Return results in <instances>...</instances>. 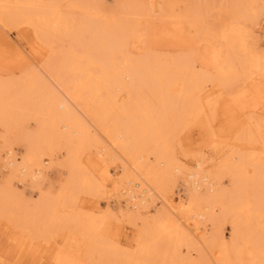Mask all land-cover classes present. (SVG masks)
<instances>
[{
  "label": "bare ground",
  "instance_id": "1",
  "mask_svg": "<svg viewBox=\"0 0 264 264\" xmlns=\"http://www.w3.org/2000/svg\"><path fill=\"white\" fill-rule=\"evenodd\" d=\"M150 2L171 9L176 5L172 0ZM103 3L0 0V28L22 26L20 31L29 26L37 39L52 47L44 67L0 75V127L4 131L0 137L8 145L0 217L15 220L23 231L15 237L11 252L30 258L31 263L44 256L47 262L53 257L58 264H82L78 255L82 252L88 261L97 254L100 264H175L183 246L200 253L194 239L198 236L217 249V264H264V117L245 115L234 121L226 134L231 137L228 149L215 150L217 161L200 154L191 161L192 167H186L173 144L196 122L211 131L218 108L229 107L221 87L241 75L264 79V56L247 44L248 35L237 20L255 13L252 1H206L202 6L208 14L203 23L172 10V17L203 35L205 45L194 50L200 53L197 64L177 56L159 67L148 59L133 58L141 50L145 30L139 26L140 18L150 13V6L143 0H115V7L107 9ZM178 36L184 41L182 32ZM9 51L0 61H8L15 69L24 67L23 55ZM251 87L252 95L262 89ZM69 102L89 112L132 168L134 182L126 179L122 182L126 186L115 185L124 199V216L136 228L131 241L106 238V222L95 215L98 203L85 207L77 199L78 192L100 191L97 181L81 173V154L86 148H96L97 139ZM251 104V112L264 114L254 99ZM31 121L37 125L34 130H29ZM13 139L27 143L20 160L10 147ZM61 148L66 151L61 166L68 170L69 193L65 186L57 193L43 194L29 207L12 182L25 181L40 191V179L55 164ZM121 169H126L123 163ZM116 173L115 168L107 171L104 184L111 183ZM179 174L183 190L173 191ZM224 176L231 183L229 191L220 186ZM152 204L154 209L161 208L147 218ZM120 205L118 201V209ZM219 219L231 224L229 239L221 230L207 236L206 222ZM77 235L80 246L71 254L66 243L77 241ZM49 244L55 253L46 250Z\"/></svg>",
  "mask_w": 264,
  "mask_h": 264
},
{
  "label": "rangeland",
  "instance_id": "2",
  "mask_svg": "<svg viewBox=\"0 0 264 264\" xmlns=\"http://www.w3.org/2000/svg\"><path fill=\"white\" fill-rule=\"evenodd\" d=\"M105 1L104 6L108 9L115 7V0H103ZM146 7L150 6V13L140 18V25H144V33L142 35V43L140 44L141 50L137 52L133 58L140 57L142 59H148L149 63L160 66L163 63L170 64L178 56L180 58H190L197 64L199 61L200 53L195 52V48H199L200 45H205V39L201 38L203 35H198L196 29L192 26H187L180 22L178 18L172 17V10L175 14H179L184 17H191L196 22L207 20V10L202 5L204 2H218L219 0H172L176 5L171 9L167 5H155L150 0H143ZM252 9L255 13L252 16H246L238 18L239 25L244 34H247L246 41L252 45L256 52L264 56V0H251ZM110 4V6L108 5ZM162 7V8H161ZM67 10L64 9V11ZM71 14L75 15L76 10H71ZM243 19V20H242ZM24 26V25H23ZM20 27H9L4 26L0 28L2 35H0V58L3 53L19 52L23 55L22 68L9 67L8 61H0V75L3 77L10 75L9 73H22L26 69H37L38 67H44L48 62L46 56H50L52 47L44 45L39 39L33 34L31 27H23V30H18ZM184 35L189 39L190 43H187L185 38L184 41H179L178 34ZM67 42V40H64ZM7 42V43H6ZM64 42V45H66ZM25 59V60H24ZM187 59V60H188ZM22 65V64H21ZM157 67V68H158ZM259 80V81H258ZM261 80L262 83H261ZM51 81V79H50ZM254 81V82H253ZM252 85L260 86V90L252 95ZM223 90L222 99L225 101L226 109L223 107L214 114L212 121L210 122L211 136H208L201 122L192 124L187 130L180 134L179 140L174 139L173 144L177 156L185 163L186 167H192L191 161L195 156L203 154L205 157H210L214 161L219 159L218 153L215 152L217 147L221 149H228L227 143L230 142L231 137L227 136L228 130L234 121L244 117L245 115H251L253 119L264 117V114L255 110L251 112L249 109H253L251 104L252 100L256 102V106L264 109V79L262 76H255L254 80L245 77L244 75L235 78L228 85L221 87ZM72 108H75L77 114L83 118L88 124L91 125V135L97 139L95 147L93 149L86 148L81 154V173L86 175L88 178L97 181L100 184V191L96 194H88L78 192L76 194L77 199L82 201L85 207L93 205L96 202L99 205V210L95 213L97 218H102L106 222L104 234L109 240L115 241L119 239L121 242L131 241L136 236V228L125 218L123 196H120V192L115 185L120 184L119 188L126 186L127 184L122 183L126 179H130L134 182L131 174L132 168L128 166L127 159L123 153L116 147L112 146L109 136L104 133L98 125H96L89 112L83 110L80 107H76L72 102L68 103ZM261 117V118H262ZM264 119V118H262ZM208 123V122H207ZM209 125V124H208ZM29 130H34L37 125L34 121L29 123ZM3 129L0 127V135L3 134ZM213 141H215L213 143ZM12 151L15 154V158L20 160L25 154L27 149V143L22 139H13V143L10 145ZM8 148L0 137V185L4 184L6 174V168L4 167V154ZM111 154H105L110 152ZM57 160L55 164H52L49 168H46L45 174L40 179V191L32 187L25 181H13L16 190L24 204L29 207L33 206V203L39 199L43 194H54L59 192L63 187L67 185L68 170L66 167H62L61 164L66 160V151L61 148L56 152ZM122 163L126 166V169L122 170ZM207 164H204L206 167ZM4 167V168H3ZM113 168L117 171L116 174L112 175L115 179H111V183L104 184L103 180L106 178L107 171L112 173ZM207 168V167H206ZM134 174V173H133ZM127 176V178H125ZM182 175L176 177L175 186L173 191L180 190L183 188L180 186L182 182ZM15 180V179H14ZM19 182V183H18ZM221 188L230 190L231 183L224 176L221 178ZM24 186V187H23ZM65 191L69 193V188L66 186ZM158 196V194L156 193ZM118 201L120 202V209L117 208ZM106 202L109 203V207H106ZM154 204V203H153ZM153 204L148 206L147 218L152 215H156L161 207L153 208ZM157 206L160 205V200L156 198ZM88 205V206H87ZM219 205L214 209L218 213ZM86 210V208H84ZM176 216L175 213H172ZM179 215V213H177ZM144 216V214H143ZM206 230L208 235L216 234L217 230H221L227 239L231 233V224L227 220H217L215 222H206ZM15 220L0 217V264H58L54 263L53 257L49 262L45 260V257H39L36 261L31 263V259L28 257L18 258V252H11L14 249L15 237L22 234ZM78 236V235H77ZM53 237L58 238L57 235ZM200 237L194 236V239L198 241L196 246L199 248L200 253L196 251L194 247H181L179 249V255L175 258V264H217L216 257L218 251L215 247H209L206 241L199 239ZM209 238V237H207ZM70 240L66 243L69 246V253H74L80 246V237L78 240ZM48 245V252L55 253V251ZM124 246H128L123 243ZM131 247V246H128ZM128 249L127 247H125ZM184 249V250H183ZM131 249H128L130 251ZM185 254L188 258H182V254ZM82 264H100L97 258V254H92L91 261L84 260L83 253H78ZM179 256V259H178ZM181 257V258H180ZM49 259V258H48ZM73 264V263H72Z\"/></svg>",
  "mask_w": 264,
  "mask_h": 264
}]
</instances>
